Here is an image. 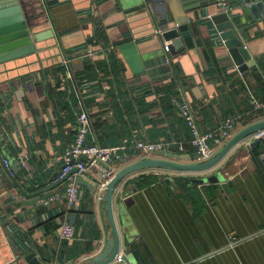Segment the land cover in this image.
Segmentation results:
<instances>
[{
    "label": "crops",
    "instance_id": "crops-1",
    "mask_svg": "<svg viewBox=\"0 0 264 264\" xmlns=\"http://www.w3.org/2000/svg\"><path fill=\"white\" fill-rule=\"evenodd\" d=\"M70 2L44 3L69 70L61 74L48 67L59 58L48 59L47 67L36 62L11 72L0 65V264H28L24 258L29 254L42 264H84L112 238L101 200L105 191L96 189L91 195L79 186L72 207L65 200V184L56 188L60 190L52 198L57 200L39 205H23L15 194L13 180L19 178L36 184L28 193L54 182L80 113L89 120L87 144L123 147L118 163L99 164L81 176L88 182H101L107 168L118 172L140 160L134 141L180 144L183 152L176 145L165 152L180 158L165 159L194 164L190 131L172 97L190 104L202 132L216 130L228 117H239L237 132L264 120V112L252 106V98L264 103V19L243 27L242 42L252 61L239 72L209 30L207 17L187 13L183 17L189 22L177 27L185 51L175 59L176 75L152 81L146 73L133 74L128 57L116 49L125 42V32L141 37L150 31L154 16L130 11L126 21V14H114L105 4L90 16L85 14L89 0H75L74 7ZM156 23L153 34L136 41L141 52L160 47L158 33L167 27ZM182 27L188 29L187 37ZM88 47L95 52L92 60L80 57ZM86 63L96 79L77 87L70 73ZM23 72L28 74L10 78ZM261 135L264 131L236 145L205 172L149 169L125 177L115 189L112 207L119 254L132 264H264V178L246 147ZM262 150L263 145L258 153ZM216 174L221 178L215 183H191ZM145 175L156 181L142 184ZM69 215L74 216V237L63 240L60 227L70 223Z\"/></svg>",
    "mask_w": 264,
    "mask_h": 264
},
{
    "label": "water",
    "instance_id": "water-1",
    "mask_svg": "<svg viewBox=\"0 0 264 264\" xmlns=\"http://www.w3.org/2000/svg\"><path fill=\"white\" fill-rule=\"evenodd\" d=\"M45 1L50 2L54 0H0V65H5V70L11 72L16 67L19 68L21 65L36 62L43 67H47L46 63L50 58L59 59L56 62H51L52 64L48 66L49 68L62 62L65 54L63 55L64 52H62L60 35L51 26L49 16L45 14L48 12L44 8ZM225 1L232 6V9H221L217 5L218 0H89L85 14L93 16L94 9H99L100 5L105 4L110 5V10H115L114 14H126V21L132 17L130 15L154 16V25L150 23L151 30L141 37L153 34L155 28H157L156 22L159 25H166L167 29L162 31L161 34L158 33L160 47L157 50H145L141 52L136 42L141 37L136 36L133 31L124 33L122 41L124 40L125 42L116 49L123 56L128 57L126 61L130 65L133 74L146 73L152 81H155L172 74L176 75L174 69V65L176 64L175 59L185 51L177 27L189 22V19H184L183 17L187 13H194L195 15L201 13V15L207 17L206 24L210 27L209 30L227 50L237 70L244 72L248 69L252 58L242 42V36H244L243 27L246 24H253L264 19V0ZM70 3L74 7L75 0H71ZM213 7L215 8V12H211L210 10ZM130 11L133 14L127 15ZM167 41L170 42L165 46L164 42ZM25 74L28 73H15L10 78L18 79ZM262 131H264V120L245 127L225 143L220 150L215 152L209 160L203 163L186 164L176 162L165 158L179 159V155L157 151L152 154V157L140 159L124 166L108 182L105 194L101 196V200L105 203L103 209L107 214L112 238L105 243L101 252L89 258L84 264H112L119 253V239L112 207L115 189L125 177L149 169H165L177 172L208 171L219 163L236 145L244 143ZM262 140H264V135L250 141L246 147L253 164L257 166L264 178V143H262L263 150L261 153L256 152L253 148L255 144ZM120 163L123 164L124 160L120 161ZM15 169L16 165L10 167L12 171H15ZM75 172L76 169H72L64 179L54 181L48 187L29 193L27 191L34 189L35 183H33L35 185L27 183L23 178H19V182L13 180L15 194L24 199V201H20L23 205H39L41 202L54 197L60 190V188H56L61 187L65 183V179ZM58 173H54L52 179L55 180ZM220 178L221 176L216 174L207 178L193 179L191 183L193 185H202L206 182L215 183ZM74 184L78 187H87L91 195H94L99 181L92 180L88 182L81 176H76L74 177ZM42 193L47 194L41 195ZM73 219V215L68 216L71 224H74ZM24 259L28 264H42L35 258L34 254H29ZM121 262L123 264H132L125 254H122Z\"/></svg>",
    "mask_w": 264,
    "mask_h": 264
},
{
    "label": "built area",
    "instance_id": "built-area-1",
    "mask_svg": "<svg viewBox=\"0 0 264 264\" xmlns=\"http://www.w3.org/2000/svg\"><path fill=\"white\" fill-rule=\"evenodd\" d=\"M221 9H232L225 0H218ZM166 46V45H165ZM94 49L88 47L80 56L86 60H92L94 57ZM68 59L62 61L63 66H67ZM172 103L176 106L180 116L186 123L190 131V145L194 148V163H203L210 159V157L221 149L225 143L233 138L237 133L240 122L237 118H226L223 123L216 130L209 132H202L195 120L194 112L190 104L185 99L172 98ZM252 106L254 111H264V103L254 100L252 98ZM89 132V120L86 113H80L76 118L75 136L73 142L70 144L64 154V164L59 171L54 181L64 179V177L76 169V172L65 179L64 196L66 203L72 207L78 199L79 188L74 184V177L83 176L89 169L98 166L99 164H111L121 159V151L123 147L106 148L100 147L96 144H87L86 136ZM176 145L177 149L181 152L184 151L183 146L174 142H143L134 141L133 149L136 151V157L144 159L152 157V154L157 151L170 152V148ZM23 164V163H22ZM5 165L8 164L5 162ZM117 172L113 169L107 168L102 175V181L99 182L97 190L105 191L108 182L115 176ZM58 198H51L50 201L57 200ZM47 204V202H46ZM60 237L63 240H70L74 237V226L68 221H64L60 227ZM122 254L116 255L114 262L121 263Z\"/></svg>",
    "mask_w": 264,
    "mask_h": 264
},
{
    "label": "trees",
    "instance_id": "trees-1",
    "mask_svg": "<svg viewBox=\"0 0 264 264\" xmlns=\"http://www.w3.org/2000/svg\"><path fill=\"white\" fill-rule=\"evenodd\" d=\"M181 32H182L183 35H185L187 37V33H188V29L187 28L182 27L181 28ZM88 43H91V40H89ZM68 66H69L68 64H67V66H62V67H60V65H56L52 69L55 68V70H57L59 73L63 74L64 72L67 71L66 69L69 70V67ZM52 69H50V72L51 73L53 72ZM205 74L206 73H204V75ZM70 75H71V79L72 80H76L77 87H80L81 82H83L84 80H87V81H89V80H95L97 74H95L94 72H92V66L90 64H87L86 63V64H84V67L82 68L81 71H79V72H77L75 74L70 73ZM176 80H177V78H176ZM174 98H176V97H174ZM261 112H264V111H261ZM262 114H264V113H262ZM257 115H259V114H257ZM255 117H257V116H255ZM262 143H264V140H262L261 142L255 144L253 146V148H254V150L256 152H258L259 146H261ZM121 158H123L122 154H121ZM118 162L119 161H117L116 163H118ZM140 181L142 182V184L146 185V184H150V183L155 182L156 181V178L154 176H147V175H145V176H141V180Z\"/></svg>",
    "mask_w": 264,
    "mask_h": 264
}]
</instances>
